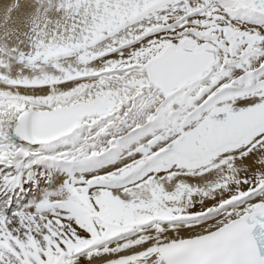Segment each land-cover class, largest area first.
<instances>
[{
    "label": "snow or ice",
    "instance_id": "snow-or-ice-1",
    "mask_svg": "<svg viewBox=\"0 0 264 264\" xmlns=\"http://www.w3.org/2000/svg\"><path fill=\"white\" fill-rule=\"evenodd\" d=\"M0 264H264V0H0Z\"/></svg>",
    "mask_w": 264,
    "mask_h": 264
}]
</instances>
